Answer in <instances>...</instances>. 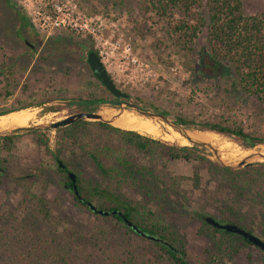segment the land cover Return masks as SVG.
<instances>
[{"label": "trees", "instance_id": "trees-1", "mask_svg": "<svg viewBox=\"0 0 264 264\" xmlns=\"http://www.w3.org/2000/svg\"><path fill=\"white\" fill-rule=\"evenodd\" d=\"M3 1L17 16V27L30 25L29 19L15 3ZM244 1L137 0V4L140 10H151L158 17H173L176 13L181 15L182 18L167 22L164 27L165 34L178 51L188 53L198 35L204 33V45L199 51L200 75L218 80L233 74L232 89L255 99L260 107L259 112H263L264 0L262 8L250 15L243 12ZM57 43L61 44L58 40ZM89 49L100 61L96 50ZM50 51L55 53L57 50L51 48ZM42 59H47V56ZM13 66L11 61L3 64L2 70L5 71L1 70L0 76L4 74L6 80L13 76L16 72ZM70 68L68 65L65 72H70ZM34 69L35 72L43 71L40 65ZM84 82L81 81L83 87L91 84V81ZM8 86L10 83L6 81L4 93H0V102L4 105L13 97V91ZM26 90V86L21 89L22 92ZM101 98V94L90 90L85 97L72 99L70 104L76 106L73 112H91ZM33 101L0 107V116L42 105L40 101ZM148 105L158 112L153 103L148 102ZM160 113L168 114L167 111ZM175 122L189 126L195 121L185 115H176ZM90 124L114 133L122 147L134 150L156 165L142 164L120 155H116L114 163L108 165L105 161L110 158L113 149L105 146L102 151L93 149L84 152L89 165L98 174L97 178H88L83 175V166L74 155L70 159L60 157L62 147L51 153L45 133L32 132L36 135V144L45 147L51 160L50 167L62 189L70 193L74 206L86 210L93 219L88 225L63 226L61 219L53 214L50 201L24 186L23 195L14 206L8 205L7 209L2 210L0 203V264H193L188 259L186 239L175 222V217L183 214L190 204L188 195L180 188L184 177L165 175L166 164L172 160L195 161L205 168L210 180L216 182L218 191L226 195L224 199H214L220 207L215 208L212 217L221 223L237 224L251 233L257 228L258 238L264 243V163L236 169L224 168L200 155L196 147L172 145L101 122L78 121L57 131L61 133V140L76 139L78 129ZM200 126L204 131L227 136L244 148L264 143V138L223 120L205 122ZM15 138L16 135L1 137L0 148L10 152ZM5 161L3 159L0 162V168H3L0 176L5 170L2 165ZM36 169L42 173L47 170L42 162ZM68 172L74 174L83 202L72 194ZM24 180L30 181L23 179L16 180V183L24 184ZM190 180L193 188H199L197 169L193 170ZM39 181L46 188V182L42 179ZM127 192L137 195L138 199L129 197ZM246 199L248 210L242 212V202ZM87 203L97 210L120 212L142 232L168 245L139 236L126 227L116 214L92 212ZM193 215L199 221L197 235L208 243L203 251L205 256L202 264H249L253 251L264 255L243 237L210 227L200 219L202 215L195 211ZM59 227L62 228L60 231L57 230ZM244 252L245 261L240 255Z\"/></svg>", "mask_w": 264, "mask_h": 264}, {"label": "rangeland", "instance_id": "rangeland-1", "mask_svg": "<svg viewBox=\"0 0 264 264\" xmlns=\"http://www.w3.org/2000/svg\"><path fill=\"white\" fill-rule=\"evenodd\" d=\"M9 1L19 7L29 19L30 25L17 27V16L3 0H0V71L7 61L14 63L13 68L16 71L7 80L4 74L0 76V93H4L6 81L10 83L8 89L13 91V97L9 102L6 105L0 102V107L28 103L32 100L42 102L40 106L24 108L30 110L33 115L23 126L28 123H50L63 118L76 109L75 104H70L72 99L83 98L90 90L102 94L100 87L93 89L85 86V88L81 84L82 80L87 83L91 79L90 76L83 74L85 66L82 58L77 55L80 46L83 52L89 48L96 50L109 76L127 95L126 101L131 105L153 111L148 105V102H151L158 109V112H153L167 111L166 116L174 122L176 115H185L195 122L184 127L195 132H203L200 125L205 122L223 120L227 124L239 126L246 132L264 138V111L259 112L260 107L255 99L242 94L239 90L232 89L233 74L218 80L207 75H200L199 51L204 45V33L198 35L192 50L188 53L178 51L168 39L164 27L167 22L182 18L179 13L173 17H158L151 10H140L137 0ZM55 2L65 4L66 9L74 11L73 15L78 14L86 19H99L103 29L98 41L96 42L89 34H77L64 29L53 30L47 36L39 34L29 13L32 7L43 11ZM262 5L263 0H245L243 12L247 15L254 14L262 8ZM57 40L61 43L60 45H56ZM51 48L57 51L51 52ZM46 56L48 60L42 59ZM88 62L96 70L101 68V63L91 50L88 53ZM36 65H40L43 71L35 72ZM68 65L72 68L66 73L65 69ZM23 86H26L25 92L21 91ZM110 108L104 104L96 106L97 110L104 113H109ZM126 111L135 114L130 109ZM138 116L157 124L159 131L158 136L140 134L172 145L196 147L200 155L215 163L208 150L189 144L163 121L143 115ZM88 122L96 123L97 121ZM32 132L45 133L51 153H54L56 148L62 147L60 157L70 159L74 155L83 166V175L88 178H97L98 174L89 165L90 162L86 159L84 152L93 149L102 151L105 146L113 149L110 158L105 161L108 165L114 163L116 155L130 157L142 164L156 165L154 161L150 163L147 158L134 150L122 147L114 133L94 124L78 129L76 139L65 140H61V133L57 129L54 131L17 130L12 150L6 152L0 148V162L6 159L4 163L2 162L5 170L0 176L2 210L7 209L8 205L14 206L22 197L24 186H27L31 188V191L42 194L50 201L53 214L61 219L63 226L74 227L92 222V216L86 210L74 206L70 193L62 189L50 167L51 160L46 154L45 147L36 144V135ZM167 136L170 138L167 139ZM207 143L216 149L224 162L230 164L250 154L264 155V143L244 148L231 138L216 133L215 139ZM250 161L251 164L264 163V159L258 157H253ZM40 162L47 169L44 173L36 169ZM195 169L200 177L199 188L196 189L193 188L190 180ZM165 173L169 176L184 177L180 188L188 195L190 204L187 205L188 208L183 214L175 217V222L186 239L188 259L193 264H202L205 256L203 251L206 246L208 247V243L203 237L197 235L199 221L193 215V211L212 216L211 214H215V208L220 207L214 199H224L226 195L218 191L216 182L210 180L206 169L202 168L198 162L172 160L166 164ZM23 179H30V181L24 180L25 183L21 185L16 183V180ZM41 179L46 182V188L39 181ZM127 195L138 199V196L132 192H127ZM241 209L242 212L248 210V199L242 202ZM61 229L59 227L57 230ZM252 234L258 237V229L254 228ZM240 255L245 261L246 253ZM249 264H264V255L253 251L252 262Z\"/></svg>", "mask_w": 264, "mask_h": 264}, {"label": "water", "instance_id": "water-1", "mask_svg": "<svg viewBox=\"0 0 264 264\" xmlns=\"http://www.w3.org/2000/svg\"><path fill=\"white\" fill-rule=\"evenodd\" d=\"M100 65H101L100 66L101 68H99L98 70H96V68L92 67V66H91V68L94 71L96 77L103 84V86L109 91V93H111L115 97H123V98L127 97V95L125 93H122L119 89H117L115 87L114 83L110 80L109 75L104 70L102 64H100ZM97 105H99V104H97ZM96 106L94 108L95 109L94 111H91V112L76 111V112H73L71 114L64 116L61 119L52 121L50 123H41V124H29L28 123L26 126L14 125V126H10L7 128H0V138L4 137V136L15 135L17 130L54 131L56 129L66 127V126L71 125L73 123H76L78 121H92L93 120V121H97V122H101V123H105V124L114 126L112 124L113 121L117 120L120 117V115L122 114V112L126 111V109H130L136 115H143V116H147V117H151V118L163 121L164 123L169 125L174 131L179 133L181 136L185 137L189 144H191L193 146H197V147H202V148H205L206 150H208V152L210 153V155L212 157V160L215 163H217L218 165H220L221 167L229 168V169H236L239 167H244V166L250 165L251 164L250 159L253 157H258V158L264 159V155H261V154L259 155V153H255V154H250V155L240 159L236 163H233V164L226 163L221 159V157H219V154L217 153L216 149L213 148L211 144L204 142L202 140H199V139H192V138L188 137L186 135V133L192 132L191 130H189L186 127L172 121L171 119H169L166 115H164L162 113H157V112H153V111H146V110L140 109L134 105L124 104V103H120L116 108H110L109 113H104V112H101L100 110H97ZM114 127H116V126H114ZM205 132H210V131L205 130ZM211 133H214V132H211ZM58 165L61 166L62 168H64L63 165L61 164V162H58ZM0 171H1V169H0ZM68 177L70 178L71 183H72L71 184L72 194L76 198H78L79 200H81L83 202L82 198L80 197V195L78 193V190H77V187L75 184L74 174L68 172ZM87 207L92 212H95V213H98L101 215L116 214L117 216H119L121 218L122 222L124 223V225L126 227L133 230L139 236L144 237V238L149 239V240L160 242L164 245H168L167 242L162 241L158 238H155L154 236L147 235L144 232H142L140 229H138V227H136L134 224H132L128 219H126L118 211H115V210H113V211L97 210L95 208V206L91 205L90 203H87ZM200 219L205 224L209 225L210 227H212L214 229L224 230L228 233L243 237L244 239L249 241L253 246H255L257 249H259L261 252L264 253V243L257 236H255L251 232L245 230L244 228L240 227L239 225L231 223V222L221 223L209 215H202V217Z\"/></svg>", "mask_w": 264, "mask_h": 264}, {"label": "built area", "instance_id": "built-area-1", "mask_svg": "<svg viewBox=\"0 0 264 264\" xmlns=\"http://www.w3.org/2000/svg\"><path fill=\"white\" fill-rule=\"evenodd\" d=\"M67 2L66 4H68ZM29 14L32 16L30 18L36 31L45 36L49 35L53 30L64 29L74 31L77 34H89L97 42L103 29L99 19H86L78 14L73 15L74 11L66 9L65 4L61 5L58 2L50 4L47 10L43 11L32 7ZM103 68L106 71L104 66Z\"/></svg>", "mask_w": 264, "mask_h": 264}, {"label": "bare ground", "instance_id": "bare-ground-1", "mask_svg": "<svg viewBox=\"0 0 264 264\" xmlns=\"http://www.w3.org/2000/svg\"><path fill=\"white\" fill-rule=\"evenodd\" d=\"M32 115L33 113L28 109H22L15 112H11L5 116L0 117V128H7L14 125L23 126L32 117ZM112 124L121 129L131 130L138 133H146L150 136L159 135L157 124L149 120L143 119L138 115L132 114L129 111L122 112L120 117L117 120L113 121ZM186 135L192 139H199L204 142H211L213 139H215V134L205 131L187 132ZM166 138L169 139L170 137L167 136Z\"/></svg>", "mask_w": 264, "mask_h": 264}, {"label": "flooded vegetation", "instance_id": "flooded-vegetation-1", "mask_svg": "<svg viewBox=\"0 0 264 264\" xmlns=\"http://www.w3.org/2000/svg\"><path fill=\"white\" fill-rule=\"evenodd\" d=\"M79 57L82 58V62H83V65L85 66V71L83 72V74L87 75V77L90 76V79H91V84L89 85L91 88L93 89H98V87L101 88V91L100 93H102V98L101 100L98 102V104H104V105H108L110 106L111 108H116L120 103H124V104H131L129 103L127 100V97L123 98V97H115L113 96L111 93H109V91L103 86V84L100 82V80L96 77L94 71L92 70L89 62H88V53L90 52V49H87L85 50L84 52L82 51L81 47L79 46L78 50H77ZM82 52L84 54H82ZM84 58V59H83ZM80 64V63H79ZM79 66V65H78ZM78 70L79 67H77ZM110 80L112 81L111 77L109 76ZM100 83V84H99ZM114 83V82H113ZM115 85V83H114ZM115 87L117 89H119L116 85ZM120 90V89H119ZM121 91V90H120ZM122 93H124L123 91H121ZM80 101V100H79ZM73 113V112H71ZM70 113V114H71ZM1 171L2 168H0ZM1 173V172H0Z\"/></svg>", "mask_w": 264, "mask_h": 264}]
</instances>
